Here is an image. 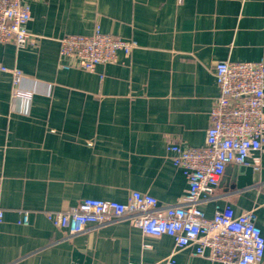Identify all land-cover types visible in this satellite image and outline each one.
<instances>
[{
  "label": "crops",
  "instance_id": "obj_1",
  "mask_svg": "<svg viewBox=\"0 0 264 264\" xmlns=\"http://www.w3.org/2000/svg\"><path fill=\"white\" fill-rule=\"evenodd\" d=\"M24 1L38 45L0 44V62L22 69L31 93L15 98L0 71V264H166L169 235H144L127 219L70 235L47 214L86 198L126 202L132 191L178 203L188 183L167 145H204L217 62L264 61V0ZM98 24L138 46L95 72L60 67L59 40ZM260 157L259 170L227 165L202 204L208 216L217 204L255 209L264 235ZM193 251L175 253L176 264H221Z\"/></svg>",
  "mask_w": 264,
  "mask_h": 264
},
{
  "label": "built area",
  "instance_id": "obj_2",
  "mask_svg": "<svg viewBox=\"0 0 264 264\" xmlns=\"http://www.w3.org/2000/svg\"><path fill=\"white\" fill-rule=\"evenodd\" d=\"M29 5L24 0H0V44L19 48L36 47L39 37L28 29ZM59 66L95 72L101 65L118 62L119 53L130 55L137 41L102 31L98 24L90 34H66L60 40ZM0 71L13 79V96L29 97L21 87L25 73L0 62ZM219 93L209 112L204 145L183 147L169 143L167 152L174 166L182 169L188 188L180 201L160 207L153 195L132 191L126 202L86 198L77 205L52 211L47 218L70 235L83 232L89 224L106 225L127 219L144 235H169L173 253L166 264H176L175 253L192 247L194 255L221 264H264V235L255 209L236 213L233 206L217 204L208 216L202 204L209 201L228 164L259 170L264 150V61L215 64ZM4 219L0 194V222ZM18 223H30L29 211H22Z\"/></svg>",
  "mask_w": 264,
  "mask_h": 264
},
{
  "label": "water",
  "instance_id": "obj_3",
  "mask_svg": "<svg viewBox=\"0 0 264 264\" xmlns=\"http://www.w3.org/2000/svg\"><path fill=\"white\" fill-rule=\"evenodd\" d=\"M242 166H244V165H242Z\"/></svg>",
  "mask_w": 264,
  "mask_h": 264
}]
</instances>
